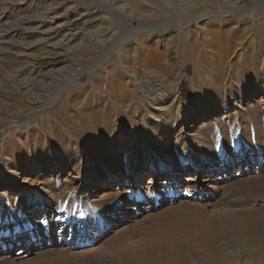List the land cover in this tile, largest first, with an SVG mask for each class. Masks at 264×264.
Returning <instances> with one entry per match:
<instances>
[{
    "label": "rangeland",
    "instance_id": "obj_1",
    "mask_svg": "<svg viewBox=\"0 0 264 264\" xmlns=\"http://www.w3.org/2000/svg\"><path fill=\"white\" fill-rule=\"evenodd\" d=\"M48 10L61 24L48 38H68L70 52L45 48L43 36L26 40L21 56L0 50V264H170L180 241L187 264H264V184L254 183L264 179V74L257 85L251 60L264 0H0L11 25ZM224 31L228 60L241 66L239 80L216 88L201 59L215 58L204 40ZM142 45L162 64L124 66ZM188 46L200 60L195 78L182 70ZM112 74L128 99L112 92ZM167 78L169 96L138 108L149 82ZM13 150L24 166L11 163ZM179 165L171 179L139 176ZM183 232L197 236L178 240ZM168 237L176 246L161 243Z\"/></svg>",
    "mask_w": 264,
    "mask_h": 264
},
{
    "label": "bare ground",
    "instance_id": "obj_2",
    "mask_svg": "<svg viewBox=\"0 0 264 264\" xmlns=\"http://www.w3.org/2000/svg\"><path fill=\"white\" fill-rule=\"evenodd\" d=\"M13 7V6H12ZM260 8V7H259ZM8 9V8H7ZM6 9V10H7ZM13 9V8H12ZM44 13V12H43ZM41 13V14H43ZM54 11L52 10H48L46 11V13H44L43 16H38L37 17H28V19L25 18L26 21H24L22 23V25H11L9 23V21L7 20V18L9 17V14L10 12L9 11H3L2 13L0 12V50L2 51H5V50H12L17 56H21L23 55L22 53L20 54V52H18L19 49H21L22 51L26 48V47H29L28 44H26V40H28L31 36L33 37H39V36H43V37H46L45 38V48H50L52 51H54L57 55H60L61 53H63L64 51L66 52H70V50H72V47H70L69 43L70 41L68 40V38H62V40L60 39V41H57V42H52V40L50 38H48V36H50V33L53 32V30L55 29H59L60 28V23H59V18L58 16H55L54 15ZM13 14V13H12ZM252 14V13H251ZM248 17V16H247ZM246 18V17H245ZM236 20V19H235ZM219 21V20H218ZM213 22V21H212ZM238 22V21H237ZM251 22V21H250ZM249 22V23H250ZM104 24V23H103ZM103 24H101L103 26ZM239 24V23H238ZM260 24V23H259ZM57 25V26H56ZM100 26L99 29L101 32L105 33V34H110V30L107 29V28H104ZM251 27V26H250ZM246 28V27H245ZM263 28V27H262ZM259 28L258 29V33H260L262 36H261V39H262V42L259 43L260 45L258 47H256L254 49L255 52H253V50H249L247 49L244 53L246 55L251 54V60L252 62H254L256 65L257 64H260L259 68H257L258 70V73H257V77L255 78L256 80V84L259 85L260 84V77H261V73L264 74V28ZM192 30V29H191ZM109 31V32H108ZM107 32V33H106ZM193 32V31H192ZM231 31H224L223 34H217L214 32V34L212 35L211 39L210 40H204V43H206V45H211V47H214L216 50L213 51L214 53V56H215V60L214 59H211L213 61L210 60V62L206 61L205 59L206 58H200L201 59V63L202 64H205V66H207V70L205 71L206 75L208 74H213V78H214V81L216 83V88H220L221 87V84L222 82H224L223 84H225V80L227 78L229 79H232V82L234 83L235 80H239V73H235V72H238V68L241 66V64H239V60L237 61H229L228 60V57H229V54L232 52V45L231 43L229 42V39H228V34L230 33ZM93 35V34H92ZM96 35V34H95ZM100 35V33H99ZM209 36V35H208ZM99 37V36H98ZM97 37V38H98ZM202 40V39H201ZM203 41V40H202ZM29 43V42H28ZM155 46V45H154ZM146 47L144 45H142V51H138V49H134L133 52L131 53H128L129 56H123V61H122V64H124V66H126L125 64H129L128 62L131 63L132 62H136L135 64H137V60L139 61V64L142 66V67H145L146 69L151 67V66H157V65H161L162 62H161V54L158 52V51H155L153 48L151 47H147L148 49H145ZM183 49V48H182ZM188 50V52H183V50H181V55L182 56V70L184 71V74L185 76H188L189 75V71L192 72V76L193 78L198 77V75L201 74V71L199 72L198 69H197V66L200 64V60H197V55L195 56V49L192 47V46H188L186 48ZM253 49V48H252ZM72 52V51H71ZM5 53V52H4ZM202 53V52H201ZM219 54V56L217 57V55L215 54ZM243 53V54H244ZM232 54V53H231ZM203 56V55H202ZM206 56V55H205ZM245 56V55H244ZM199 57V56H198ZM204 57V56H203ZM207 57V56H206ZM209 58V57H207ZM181 59V58H180ZM250 60V61H251ZM249 61V60H248ZM257 61V62H256ZM161 62V63H160ZM231 65V69H232V73L229 74V76H226V67ZM164 67H166V74L168 75V77L170 78L171 76L169 75H172V72L169 70V68L171 67L169 65V60L166 56V61H165V64H163ZM191 66V68L189 69L188 67ZM201 66V65H200ZM123 67V66H122ZM177 67V66H176ZM204 66H202L203 68ZM126 68V70H124L125 72H128L129 68L128 67H124ZM228 68V67H227ZM160 69V68H159ZM200 69V68H199ZM63 71V69L59 70L58 71V74L61 75V72ZM200 73V74H199ZM120 75V74H118ZM167 80V81H166ZM208 80V79H207ZM234 80V81H233ZM119 78L116 74H112V77H111V81H110V86H111V90L112 92H115L117 89H118V92L121 94L122 90L124 92L126 98L125 99H128L130 97V93H129V90L127 88H125L122 84L119 83ZM166 81V82H165ZM213 81V80H212ZM149 82V81H148ZM181 82V81H180ZM180 82H174L173 83V91H176L177 93V96L179 98H182L183 97V93L181 91V87H180ZM208 82V81H207ZM166 83L168 84V78L163 80V81H150L149 84L151 85V89L149 91H144L142 94H141V97L139 98V102H138V108H140L141 105L145 104L147 100H154L156 102H160L162 101L164 98L168 97L169 96V93L171 91V89H167L166 88ZM32 84V83H31ZM226 85V84H225ZM38 86V85H37ZM42 86V85H41ZM240 86V85H239ZM29 87H32V86H29ZM149 87V86H148ZM225 87V86H224ZM241 87V86H240ZM37 88V87H36ZM41 88V87H40ZM210 89V85L207 86V89L206 90H209ZM205 90V91H206ZM141 91V90H140ZM169 92V93H168ZM137 93V92H136ZM140 93V92H139ZM28 95V94H27ZM195 95V93H194ZM198 95V93L196 94V96ZM31 96V95H30ZM246 96V95H245ZM152 98V99H150ZM118 99V98H117ZM121 100V99H120ZM74 101V100H73ZM119 102V101H117ZM123 102V101H122ZM140 105V106H139ZM63 106V105H62ZM158 107V106H156ZM61 109V108H60ZM65 109V108H64ZM151 118V117H150ZM91 120V119H90ZM90 120L85 118V117H81V123L82 125L84 126L85 128V134L87 135H90V129H92L93 127L95 126H92V124H90ZM185 121L187 122V120L185 119ZM163 125V124H162ZM98 127V125L96 126V128ZM7 133V132H6ZM10 134V133H9ZM84 134V135H85ZM10 138V137H9ZM17 147V146H16ZM34 151H36V146L34 145ZM14 154V157L11 161V163H14L16 165L19 164V166H24V160L23 158L21 157L20 153L18 152V150H13L12 151ZM22 154V153H21ZM15 158H18L19 160L17 162H15ZM34 159H35V156H34ZM14 161V162H13ZM26 162V161H25ZM231 162V161H230ZM233 162V161H232ZM27 163V162H26ZM32 162H30L31 164ZM232 165H234L232 163ZM230 165V166H232ZM208 167V166H207ZM16 168V167H15ZM200 168V167H199ZM201 168H204L202 165H201ZM210 168V166H209ZM150 173H149V172ZM148 172L149 174L151 175H158L160 173H163L164 176H166V179H171V178H174L172 175H179V174H183L184 172V166H177V167H174V168H170V169H165V170H157V169H154V168H151V169H148L147 171H144L143 169L139 170V176H144V174ZM9 176H11V178H15V179H18L19 180V172L18 171H11L10 173L8 172ZM8 176V175H7ZM10 178V177H9ZM153 181V180H152ZM253 181V180H252ZM106 182V181H105ZM248 182V181H247ZM246 182V183H247ZM251 182V181H250ZM113 182H111L110 184H112ZM245 183V182H244ZM254 183H261V184H264V179L263 178H259L256 182ZM240 184V183H239ZM238 184V185H239ZM257 184V185H258ZM5 185V182H3L2 184H0V186H3L2 188H5L6 186ZM236 186V185H235ZM240 186V185H239ZM241 186H243L241 184ZM251 186V185H249ZM255 186V185H253ZM264 186V185H263ZM252 187V186H251ZM262 187V186H260ZM240 188V187H239ZM255 189V188H254ZM242 190V189H240ZM251 191V190H250ZM248 191V192H250ZM261 195H259V198L260 196H263L264 197V190L262 189L261 191ZM254 195V194H253ZM244 200V199H243ZM248 200V199H247ZM251 200V199H250ZM246 201V200H245ZM224 203V202H223ZM244 203V202H243ZM193 207V206H192ZM197 208V207H196ZM202 209V208H201ZM264 209V208H263ZM129 210V209H128ZM193 210V208H192ZM258 212V211H257ZM197 213V212H196ZM193 214V213H192ZM227 214V213H226ZM243 214L245 215H251L252 216V213L250 212H243ZM229 215V214H228ZM195 219V218H194ZM217 221V219H216ZM202 222V221H201ZM208 222V221H207ZM205 223V222H204ZM201 224V223H200ZM209 224V223H207ZM260 225V224H259ZM206 226V225H205ZM205 226H202L200 228V232L201 233H204V232H207L209 230L208 227H205ZM245 233V232H244ZM247 233V232H246ZM189 234V235H188ZM185 233L183 232L181 234V236L178 238V240L180 239H184L186 240L187 237H191V238H194L195 236L197 235H192L190 232ZM208 234V233H207ZM206 234V235H207ZM173 237V236H171ZM217 237V236H216ZM245 237V236H244ZM174 238V237H173ZM177 238V237H176ZM175 238V239H176ZM203 238V237H202ZM202 238H199L200 240ZM164 239V238H163ZM166 239V238H165ZM206 239V238H205ZM260 239V237H259ZM162 240V238H161ZM177 240V241H178ZM196 240V239H195ZM199 240V241H200ZM204 239H202V242ZM176 242L175 240H173L172 238L168 237L165 241L163 240L161 243H165L166 245L168 244H172L171 247L173 246H176ZM181 242V241H180ZM178 243L177 244V248L176 250L174 251L173 253V261L174 263H170V264H187L185 263L187 260L185 259L184 255L182 253H180V250H179V246L182 245L181 243ZM158 243V241H157ZM160 243V242H159ZM143 244V243H142ZM141 244V245H142ZM140 245V246H141ZM144 248L145 247V244H143ZM157 245V244H156ZM204 245V243H203ZM183 246V245H182ZM181 247V246H180ZM164 247H162L163 249ZM168 246H167V251H168ZM140 250V247L138 248ZM175 249V248H174ZM189 249V248H188ZM187 249V251H188ZM171 250V249H170ZM135 251V250H134ZM134 251H133V254H134ZM144 251V249H143ZM173 251V250H172ZM129 252V250H128ZM138 252V250H137ZM139 252H142V251H139ZM188 253V252H187ZM196 253V252H195ZM208 253V252H207ZM206 253V254H207ZM132 254V252L130 253ZM191 254V253H190ZM209 254V253H208ZM211 254V253H210ZM209 254V255H210ZM135 255V254H134ZM189 255V254H188ZM217 255V254H216ZM133 256V255H132ZM139 256H141L139 254ZM143 256V254H142ZM198 256V255H197ZM166 257V256H165ZM190 257V256H188ZM136 258V257H135ZM137 258H139L137 256ZM171 258V257H170ZM169 258V259H170ZM204 258V257H203ZM213 258V257H212ZM168 259V260H169ZM207 259V258H206ZM216 259V257H214V260ZM131 260V259H130ZM135 260V259H134ZM167 260V259H166ZM208 260V259H207ZM170 262V261H169ZM199 262V261H198ZM251 262V261H250ZM254 262V261H253ZM252 263V262H251ZM215 264H217L215 262ZM254 264V263H253Z\"/></svg>",
    "mask_w": 264,
    "mask_h": 264
}]
</instances>
